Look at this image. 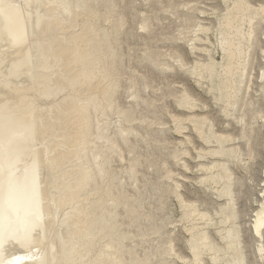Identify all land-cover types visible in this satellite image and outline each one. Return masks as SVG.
Instances as JSON below:
<instances>
[{
	"label": "bare ground",
	"instance_id": "obj_1",
	"mask_svg": "<svg viewBox=\"0 0 264 264\" xmlns=\"http://www.w3.org/2000/svg\"><path fill=\"white\" fill-rule=\"evenodd\" d=\"M263 137L264 0H0V264H264Z\"/></svg>",
	"mask_w": 264,
	"mask_h": 264
},
{
	"label": "rangeland",
	"instance_id": "obj_2",
	"mask_svg": "<svg viewBox=\"0 0 264 264\" xmlns=\"http://www.w3.org/2000/svg\"><path fill=\"white\" fill-rule=\"evenodd\" d=\"M209 3V2H208ZM213 3H215V1H213ZM82 16H83V18L84 19H86V18H94V19H98V18H100L99 16H98V14L95 12V11H92V12H88L87 10L86 11H84V12H82ZM165 16L167 15L168 16V14L167 13H165L164 14ZM211 17V16H213V17H211L212 19L214 18L215 19V14L213 13H208V17ZM133 21V20H132ZM99 23H100V21H99ZM133 26H135V24L133 23ZM86 31H88V32H90L91 33V30H90V28H87L86 29ZM168 31V28H166V31L165 32H167ZM212 38V40H213V38H214V36H212L211 37ZM135 39V40H134ZM130 41H131V39H130ZM131 42H135V43H139L140 42V40L139 39H137V38H132V41ZM180 43H182V41L180 42ZM154 46H158V47H162L163 48V46H165V45H163V44H161V43H158V44H153ZM198 53H200V52H198ZM53 55H55V56H57L58 58H59V60L60 59H62L63 60V62H61L60 63V69L59 70H61V73L64 71V69H66V61L62 58V57H64V53H63V51L61 50V47H55L54 48V54ZM191 57H193L192 55H190V58ZM66 58L69 60V61H71L70 59H69V57H68V52H66ZM215 58H218V60H220V56H218L217 54L215 55ZM133 60V59H132ZM191 60H192V58H191ZM138 61H136V60H133V64L136 66V64H139L137 67L138 68H140V69H142V70H150L152 67H150L149 65L147 66V64L145 63V62H141V63H137ZM142 64V65H141ZM62 68H64V69H62ZM154 70V69H153ZM173 71H170V74H169V76H170V78H174V80L176 81V82H181L182 84L183 83H185L183 80H185V79H189V82H191L192 84H194L195 85V83H194V77H190V76H188V75H186V74H184V73H180V72H178V73H172ZM58 74L56 77H55V80H56V82L57 81H60V80H63V75L62 74ZM131 75V73L130 74H127L125 71H124V74H123V77L125 78V76L126 77H128V76H130ZM157 77V76H156ZM125 80V83L127 84V82H128V80L127 79H124ZM157 80H160L159 78H157ZM187 81V80H186ZM77 82H75V81H73V84L72 85H75ZM103 84H105L104 82H103ZM176 86V87H175ZM175 88H177V89H179L180 88V84H175ZM92 88L94 87V86H91ZM195 88L197 89V91L198 92H200L201 94H203L204 96H206L207 97V100L209 99V101H210V99H211V97H210V95H209V93L208 92H205V91H203V89L201 90L200 88H198L197 86H195ZM65 90H68V92L70 93V91H72V90H70V89H67V88H65ZM88 90V89H87ZM166 90V88L165 87H163V89H162V91H164V92H168V91H165ZM73 92V91H72ZM84 92H86V90L84 91ZM71 94V93H70ZM86 94L84 93L83 94V97L85 96ZM70 99V98H69ZM168 100V101H167ZM166 101L167 102H169V106L170 107H172V110L174 111V112H180V111H183V112H191V111H188V110H186V109H182L181 107H178L177 106V104H175V102L172 100V97L171 96H169L168 97V99H167ZM101 102V101H100ZM100 102H95L96 104H99ZM212 102V103H211ZM89 104V106L88 105H83V106H81V107H84L86 110H85V113H88V111L90 112V111H92V110H94V108H93V106L92 105H90V102H88ZM210 103H211V110H213V112H214V114H218V108H217V106L216 105H214L213 104V100H211L210 101ZM173 104H174V106H173ZM81 107H79V108H81ZM113 107H114V105H113ZM177 107V108H176ZM200 107H202V105L200 106ZM203 108V107H202ZM206 109L204 108V111H205ZM208 110V109H207ZM212 112V113H213ZM170 120V119H169ZM225 125V124H224ZM170 126L173 128L172 129V131H171V134L174 136V137H178V136H181V134L180 133H177L175 130H174V127H173V125H172V123H170ZM224 127H226V126H224ZM226 128H229V127H226ZM143 129V128H142ZM230 129V128H229ZM187 132H189V131H187ZM190 134L192 135V136H194V138L197 140V142L198 143H202V140H199L200 138L196 135L197 133H194L195 131L193 130V129H191L190 130ZM264 138V137H263ZM83 140V139H82ZM87 141V140H86ZM153 154H155V153H157V151H155V149H154V151H151ZM262 154L260 153V155L255 159V161L253 162L254 164L252 165V167H251V170H250V172H247V171H245V170H243V169H239L238 170V173H239V176L240 177H242V178H244L245 179V181H246V184H248V186H252L251 188L250 187H248V191H246V189H244L245 187H246V185H243L242 186V190H244L245 192V197L247 196L248 198H249V200L247 199V201L250 203V205H251V207L253 208V209H255L257 206H259L260 205V201H255V197L256 196H261L262 195V193L264 192V190H261V186L264 184V181H263V172H264V142H263V144H262ZM160 155V154H159ZM110 156V155H109ZM111 157V156H110ZM262 168V169H261ZM158 171V170H157ZM197 172V173H196ZM199 172H201V171H197V169L196 168H194V169H192V170H188L187 171V174L190 176V178L193 176V175H196V174H199ZM77 175V174H76ZM79 175V174H78ZM159 175V173H155V175L153 174V175H151V177L152 178H156L157 176ZM78 177H81L80 175L78 176ZM185 181V183H186V188H184V189H182L184 192H185V194L188 196V197H190V198H193L192 200H194V199H198V200H205V199H207L208 198V195H207V192H204L203 191V189H204V187H203V185H201L200 183H198V180H196V179H185L184 180ZM72 182H74V183H72ZM111 182H112V185L116 182V178H112V177H110V180H109V184L111 185ZM118 182V181H117ZM71 183H72V186H74V187H76V185H77V187H78V183H77V181H71ZM119 183V182H118ZM195 190H196V192L197 193H195ZM252 190V191H251ZM263 191V192H262ZM247 194V195H246ZM254 195H255V197H254ZM68 197H70V195L68 194L67 195ZM215 196V195H214ZM263 196H264V193H263ZM245 197H241V201H243V200H245ZM71 198V197H70ZM243 198V199H242ZM64 201H66V202H68V199H64ZM240 201V202H241ZM251 202H252V204H253V206H252V204H251ZM153 205H157V200L153 203ZM172 212H169V215H170V217H171V219L173 218L174 219V221L176 220V221H178L179 219H180V217H181V212H182V209L180 208V205H179V203L177 202V200L175 199V198H173V200H172ZM251 214H253V212L251 211L250 212ZM173 219H172V221H173ZM180 222V221H179ZM177 223V224H175L176 226H179L181 229V232L183 233V234H187V233H185V230L182 228V225H181V222L180 223ZM173 226V225H172ZM172 226H170V228H172ZM178 227V228H179ZM176 238H177V235H176ZM185 240V239H184ZM182 242H180V241H176V243H178L180 246L182 245H184L185 244V242L183 241V240H181ZM185 241H187V240H185ZM184 246H183V250H184ZM186 251V250H185ZM131 253V252H130ZM130 253H126L125 254V257H127L129 260H131L132 261V257H133V252H132V255H130ZM128 260V261H129ZM153 262H154V260H153ZM128 264H133V262H130V263H128Z\"/></svg>",
	"mask_w": 264,
	"mask_h": 264
}]
</instances>
